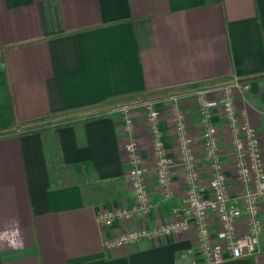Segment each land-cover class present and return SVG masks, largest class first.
Segmentation results:
<instances>
[{"label":"crops","instance_id":"crops-1","mask_svg":"<svg viewBox=\"0 0 264 264\" xmlns=\"http://www.w3.org/2000/svg\"><path fill=\"white\" fill-rule=\"evenodd\" d=\"M3 60L0 132L66 116L96 118L59 129L48 140L41 134L0 138V264H179L193 246L187 236L143 241L113 253L104 247L127 229L171 220V204L157 186L152 136L139 107L144 103L163 112V141L177 158L171 99L181 102L200 143L198 118L186 96L235 78L247 80L251 90L237 104L259 132L264 153V0H0V64ZM124 108L139 128L155 209L148 217L104 228L97 222L101 211L135 202L119 132ZM221 115L215 122L224 127ZM47 144L61 154L57 178L49 169ZM222 154L234 185L227 139ZM175 183V203L181 205L186 189L181 169ZM222 264H264V234L254 258Z\"/></svg>","mask_w":264,"mask_h":264},{"label":"built area","instance_id":"built-area-1","mask_svg":"<svg viewBox=\"0 0 264 264\" xmlns=\"http://www.w3.org/2000/svg\"><path fill=\"white\" fill-rule=\"evenodd\" d=\"M250 90L249 81L235 78L186 96L198 118L200 143L193 135L194 125L181 102L172 98L169 113L177 158L169 154L163 141L160 130L163 112L151 102L139 106L146 112L157 186L162 200L171 204V220L153 228L127 229L104 243L107 251L117 252L143 241L187 236L193 246L182 255L179 264H222L229 259H250L258 254L264 234V153L259 132L250 125L247 112L237 104L239 99H246ZM120 111L119 132L124 138L129 167L127 180L135 202L128 208L101 211L97 222L104 228L148 217L155 209L147 187L149 169L141 154L138 125L129 108ZM219 113L224 127L215 122ZM224 139L233 152L234 185L224 171ZM203 160L208 165L209 177L202 170ZM177 169L183 171L186 186L181 205L175 203L179 196L175 183Z\"/></svg>","mask_w":264,"mask_h":264},{"label":"trees","instance_id":"trees-1","mask_svg":"<svg viewBox=\"0 0 264 264\" xmlns=\"http://www.w3.org/2000/svg\"><path fill=\"white\" fill-rule=\"evenodd\" d=\"M0 68H4V60L0 64ZM100 117H105V116H100ZM96 117L93 115L89 117L83 118H78V117H62L60 119L55 120L54 122L50 121L49 123L46 122V125L44 124L45 121L40 122L39 124L36 125H29L24 131H17L16 129L11 130V131H6V132H0V138L6 137L8 135H16L18 137L22 136H29L33 134H41L45 139H50L51 135L54 134L57 130L73 126V125H83L86 122L94 120ZM56 123V124H55ZM52 144V143H50ZM46 147V154H47V162L49 165V169L51 171V174L53 178H57V167L60 162V152L57 149L52 148L51 145H45Z\"/></svg>","mask_w":264,"mask_h":264},{"label":"rangeland","instance_id":"rangeland-1","mask_svg":"<svg viewBox=\"0 0 264 264\" xmlns=\"http://www.w3.org/2000/svg\"><path fill=\"white\" fill-rule=\"evenodd\" d=\"M117 108H118V107L111 108V109H112V110H115V109H117ZM111 109H110V110H111ZM82 117H84V116H82ZM82 117H81V118H82ZM55 122H56V121H55ZM48 123H49V121H48ZM36 124H39V123H35V124H31V125H36ZM40 124H41V123H40ZM40 124H39V125H40ZM44 124L46 125V123H44ZM55 124H56V123H55Z\"/></svg>","mask_w":264,"mask_h":264}]
</instances>
